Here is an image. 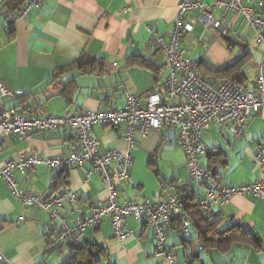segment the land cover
<instances>
[{
  "label": "crops",
  "instance_id": "0c3cea01",
  "mask_svg": "<svg viewBox=\"0 0 264 264\" xmlns=\"http://www.w3.org/2000/svg\"><path fill=\"white\" fill-rule=\"evenodd\" d=\"M180 2L45 0L40 8L29 9L23 18L13 22L11 16L17 10L2 4L0 83L18 92L16 98L2 99L5 107L70 117L119 109L126 102L127 92H157L171 102L164 88L168 67L150 45L156 36L167 39ZM125 8L129 10L123 13ZM215 14L223 25L231 24L230 36L218 39L198 25L183 36L185 56L204 77L217 82L226 77L221 73L225 68L244 58L240 80L246 89H253L259 77L263 46L249 40V34L253 39L255 34L241 17L221 11ZM7 26L9 31L5 30ZM82 56L94 60L86 71L77 64ZM125 133V127L95 126L91 136L99 141L101 150L127 152L130 145ZM204 143L208 150L200 157V163L214 176L190 183L185 154L166 141L164 130H154L145 137L136 131L135 147L130 151L131 176L118 187L119 202L149 199L157 204L166 201L170 194L185 190L188 199L196 203L208 188L253 184L264 179V164L258 165L255 159L257 150L264 145L262 117H253L242 137H236L227 125H214ZM76 147L67 127L35 135L25 142L12 136L4 141L0 165L24 153L67 157ZM84 172V168L51 169L37 165L17 177L22 189L43 199L76 192L77 203L66 205V215L72 223L107 197L100 176L94 174L85 181ZM203 215L198 226L192 222L187 233L178 231L175 223L167 230L176 264H264L263 199L252 195L235 197L228 205H215ZM20 216H24V221L18 222ZM210 222H217L215 238L229 229L238 230L241 238L205 243L200 239L199 227ZM58 225L40 208L17 202L0 180V251L14 264H67L69 242L52 246ZM125 226L132 235L123 242L114 236L108 219L88 229L86 240L105 250L103 264H165L155 256L153 231L145 220L129 217Z\"/></svg>",
  "mask_w": 264,
  "mask_h": 264
},
{
  "label": "built area",
  "instance_id": "2783aa9c",
  "mask_svg": "<svg viewBox=\"0 0 264 264\" xmlns=\"http://www.w3.org/2000/svg\"><path fill=\"white\" fill-rule=\"evenodd\" d=\"M6 1L0 0V6ZM44 2L28 0L11 16L10 21L23 18L29 9H38ZM128 10L123 9V13ZM216 11L241 17L245 25L253 30L256 44L264 48V0H214L210 4L205 0H181L178 16L167 39L156 36L150 45L154 52L164 58L168 67L164 88L166 98L171 102L157 92H127L126 102L119 109L60 117L19 112L15 108L5 107L2 99L16 98L18 92L0 83V155L4 152V141L9 137L16 136L19 141L25 142L35 135L62 127L70 129L71 137L77 143L67 157L24 153L18 159L0 165V180L8 186L17 202L38 207L52 220L58 221V230L52 237L53 247L71 241H85L88 229L107 219L111 221L114 236L120 242L126 241L132 232L126 229L125 222L133 217L145 220L150 225L155 239V256L165 264H176V257L167 240V230L175 223L178 231L187 233L192 225L180 196L172 193L166 201L157 204L149 199L120 203L118 187L129 181L131 176L133 157L130 151L135 147L136 131L145 137L154 130H164L166 141L183 150L190 183H193L213 177V172L201 166L200 157L208 150L204 137L214 125H227L236 137H242L253 117L264 119V50L259 77L250 90L228 79L217 82L202 76L197 65L185 56L183 36L192 33L198 25L218 39L230 36L231 24L223 25L216 17ZM5 30L9 31V26ZM95 126L125 127L129 151L101 150L99 141L91 136ZM255 159L258 165L264 164V145L257 150ZM37 165L51 169L84 168L85 181H89L94 174L100 176L107 197L70 223L66 205L77 203L76 192L68 191L43 199L21 188L18 174H26ZM204 192V196L196 202L203 212L210 211L215 205H228L235 197L252 195L264 200V179L253 184L208 188ZM191 195L195 198L194 192ZM24 219V216H20L18 222ZM0 264L14 263L0 251Z\"/></svg>",
  "mask_w": 264,
  "mask_h": 264
},
{
  "label": "trees",
  "instance_id": "16d2710c",
  "mask_svg": "<svg viewBox=\"0 0 264 264\" xmlns=\"http://www.w3.org/2000/svg\"><path fill=\"white\" fill-rule=\"evenodd\" d=\"M27 1L28 0H12V1H9L8 4H9L10 9L12 8V10L14 11V10H18L21 6L25 5ZM244 62H245V59L241 58L237 62L225 68L222 72L220 71L224 76H226L222 80L228 79L234 83L243 85L240 79L242 77V67L244 66ZM93 63H94L93 59L85 58L84 56H82L77 61V64H79V66L81 67L83 71H86L87 68L90 67V65H92ZM182 191L183 192H178L177 195L181 197L184 209L189 215L192 222H194L195 225L198 226V223L200 222V220L204 218V215H203L204 212L199 208V206L196 203H193L192 201L188 199V196L186 195L185 190H182ZM191 209H193V211H191ZM193 217H194V220H193ZM216 224L217 222H210V224H207L206 226L199 227L200 228V232H199L200 239L203 240L205 243L208 242L209 240H212V242H214L215 244H218L226 240L228 241H231L232 239L234 240L236 237L239 239L241 238L240 235H242V233L234 229H231V230L229 229L225 231L224 234H222L221 236H217L215 238ZM208 234L212 236L209 237ZM251 242L254 243L253 240ZM66 249L68 250V252H70V257H69V261L67 262V264H103V260L104 258H106V253H105L104 248L100 247L97 244L90 243L87 240L83 242L71 241L68 243Z\"/></svg>",
  "mask_w": 264,
  "mask_h": 264
},
{
  "label": "rangeland",
  "instance_id": "374dc122",
  "mask_svg": "<svg viewBox=\"0 0 264 264\" xmlns=\"http://www.w3.org/2000/svg\"><path fill=\"white\" fill-rule=\"evenodd\" d=\"M4 4V3H3ZM249 40L252 42L253 41V43L255 44V37H254V39H253V36H252V34L250 33L249 34ZM254 44H251V45H254Z\"/></svg>",
  "mask_w": 264,
  "mask_h": 264
},
{
  "label": "water",
  "instance_id": "95a60500",
  "mask_svg": "<svg viewBox=\"0 0 264 264\" xmlns=\"http://www.w3.org/2000/svg\"><path fill=\"white\" fill-rule=\"evenodd\" d=\"M9 1H12V0H7V1L5 2V4H4L5 7H8V2H9Z\"/></svg>",
  "mask_w": 264,
  "mask_h": 264
},
{
  "label": "bare ground",
  "instance_id": "6f19581e",
  "mask_svg": "<svg viewBox=\"0 0 264 264\" xmlns=\"http://www.w3.org/2000/svg\"><path fill=\"white\" fill-rule=\"evenodd\" d=\"M225 39H227V38H225ZM255 41H256V39H255ZM213 176H214V174H213Z\"/></svg>",
  "mask_w": 264,
  "mask_h": 264
}]
</instances>
